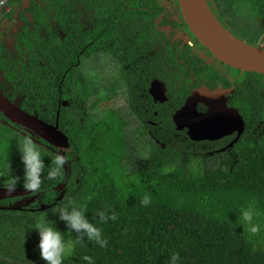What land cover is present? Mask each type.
Returning a JSON list of instances; mask_svg holds the SVG:
<instances>
[{"label":"trees","instance_id":"1","mask_svg":"<svg viewBox=\"0 0 264 264\" xmlns=\"http://www.w3.org/2000/svg\"><path fill=\"white\" fill-rule=\"evenodd\" d=\"M39 1L56 12L64 26L71 18L78 19L71 10L76 11L79 6L81 10L83 2ZM86 5L94 10L95 0H87ZM13 14L12 11L10 16ZM50 19L37 12L34 30L24 27L18 36L20 42L32 37L38 40L35 42L38 46L30 43L21 46L28 52L39 47L48 55L42 59L44 73L37 68L39 65H34V59L39 56L33 54L30 55L33 59L21 60L18 77L10 54L0 44L1 68L4 78L24 93L28 105L35 106L39 113L46 110L53 114L49 121L52 124L58 117L60 131H68L72 177L68 181L65 170L55 181L45 179L40 190L33 192V197L41 201L34 206L18 203L19 197L0 201V264H44L39 258L35 225L41 220L55 221L65 233V239L72 241L75 233L68 231L57 214L63 206L84 204L88 206V218L103 229L109 244L102 249L85 241L64 264H82L84 255L92 256L95 264H168L173 252L180 254V264H264V135L262 139L258 135V139L244 135L229 149L230 157L214 167L210 166L211 158L207 155L213 150L205 144L192 141L187 135H153L156 141L148 146L144 166L139 168L128 159L124 124L114 110L105 115L106 120L90 117L85 124L80 121L82 103L89 106L86 100L93 96L96 85L85 75L86 68L97 63L95 52L106 50L105 46L96 48L99 30L95 42L92 30L85 39L80 31L82 21H75L73 27L77 33L61 40L51 33ZM21 20L26 22L27 18ZM44 33L49 37L44 38ZM118 44L122 51L135 47L130 41ZM87 45L90 47L86 48ZM106 62L102 70L106 69ZM149 73L150 70L145 74L141 68L133 67L124 75L129 100H146L141 95L147 88L145 80ZM102 74L104 79L106 74ZM161 76L172 86L175 81L180 83L177 77L172 80L173 75L167 69ZM109 90L105 87L102 92ZM183 90L187 92L186 88ZM110 92L113 100L114 90ZM60 99L71 100L72 106L58 105ZM101 103L102 100H97L90 107L98 112ZM41 118H45L44 113ZM98 127L102 135H93ZM24 139L18 133L0 135V187L15 185L16 189H25L19 150ZM33 141L39 145L46 167L50 166V157L58 152L43 147L38 137ZM66 181V191L56 201L55 197H59L56 189ZM145 195L151 198L147 207L140 203ZM249 206H255L261 214L257 222L262 228L256 236H251L244 230L247 226L238 221L240 210ZM106 209L111 210L109 214L114 212L117 220L100 224L96 213Z\"/></svg>","mask_w":264,"mask_h":264},{"label":"flooded vegetation","instance_id":"2","mask_svg":"<svg viewBox=\"0 0 264 264\" xmlns=\"http://www.w3.org/2000/svg\"><path fill=\"white\" fill-rule=\"evenodd\" d=\"M32 1L8 0L7 5L0 11V17L7 11V22L15 14L17 21L20 22L18 30L12 34V45L0 41L1 46L10 54L14 72H18L17 76L19 77L21 60L33 59L30 55L34 54L35 57L39 56L34 59L36 62L34 65H39L37 68L44 73L45 69L41 68L42 59L48 55L43 54V50H40L39 47H34L32 52H28L27 48L21 46L25 43L38 46L35 44L38 40L35 37L22 42L18 40L24 27L30 28L31 31L34 30L37 12L41 11L46 18H51V33L55 37H60L61 40H64L69 34L77 33L73 27L75 21H82L80 31L84 34L85 39H87L86 34L89 30H92L95 42L99 30L97 37L99 44L96 45V48L105 46L106 50L95 52L94 59L108 60L105 61V71H107L104 76L105 80L110 77L112 72L117 79V84L110 89L114 90V94L117 91V98L120 102L115 105L114 111L124 124V135H127L125 141L129 147L128 159L135 163L138 160L139 168L144 166L145 151L148 150V146L156 141L153 135H198V131L195 129L198 114L216 117L215 121L204 123V127L210 130V135H227L219 140L199 142L213 150L207 154L208 156L222 150H226L227 155L229 149L239 143L244 135H248L249 138H257L256 135L259 139L263 138L264 76L232 68L215 58L211 51L191 32L183 17L179 0H95L94 10H90L86 5L87 0H82L81 10L80 6L76 11L71 10L78 19L71 18L67 23L65 22V26L60 24L63 21L57 19V13L54 10H48L47 7L50 6L40 3L39 0ZM208 4L217 20L231 34L250 45L264 49V0H208ZM12 11L14 14L10 16ZM54 14L56 18H54ZM21 17L27 18V21L21 20ZM45 37H49V35L44 33ZM120 41H130L131 46H135L134 50H119L121 49L118 46ZM89 47V45L86 46V48ZM80 48L82 49V47ZM48 52L49 50L46 53ZM80 54L82 56L83 52ZM1 57L0 54V95L14 108L38 117L45 123L58 126L60 131L58 117L55 119V124L49 122L53 119V114L46 110L41 113L34 110L35 106L26 103L24 93L4 78ZM132 61L134 62L130 63ZM95 63L94 61L93 64ZM99 63L102 62L99 61ZM120 64L125 66L121 67ZM80 65L82 64L80 63ZM133 67L141 68L145 74L148 73V70L151 71L145 80L147 88L141 95V97H145L143 98L146 99L145 101L129 100L128 89L125 86L127 79L124 78V75ZM166 69L173 75L172 80L175 81L177 77L181 85L175 81V86H172L168 80L162 78L161 75ZM101 76H103L102 73ZM155 81L163 84L159 86L162 94L158 98L151 92ZM65 87L67 88L68 85ZM105 87L103 84H96L93 96L86 100L89 106L85 107L84 102L82 103L79 115L80 121L84 124L90 117H101V119L103 117L106 120L105 115L112 114L110 111L96 112L90 107L97 100H101L100 95ZM184 88L187 89V92H184ZM99 90H101L100 93ZM199 91H201V96L197 97L195 109L192 110L194 103L190 101V98ZM57 104L72 106L71 100L60 99ZM134 105L136 106L134 107ZM186 105H188V109L191 107L189 110L187 109V112H191L189 114L191 128L188 125L182 126L175 121L176 114L185 109ZM42 113H44V119L41 118ZM140 113L143 117L139 116ZM113 119L116 120L117 116L115 115ZM171 126L173 128L169 129L168 127ZM191 129L196 132L191 133ZM0 131V135L11 132L12 134L18 133L24 138L38 137L32 129L16 122L1 109ZM63 134L68 140V146L63 150L38 138L46 149L63 153L66 156L68 163L65 173L69 181L72 177V160L69 158L68 152L72 145L69 142L68 131ZM92 134L102 135L100 127ZM160 145L163 146L162 143ZM229 154L232 153L229 152ZM68 181L62 182L56 189L59 192V197H55L56 201L62 199ZM33 194L32 192L27 197H19L18 203H30V206H34L36 202L41 203L40 199L33 197ZM31 199H34V202H30Z\"/></svg>","mask_w":264,"mask_h":264},{"label":"water","instance_id":"3","mask_svg":"<svg viewBox=\"0 0 264 264\" xmlns=\"http://www.w3.org/2000/svg\"><path fill=\"white\" fill-rule=\"evenodd\" d=\"M182 8L183 17L188 24L191 32L196 38L207 47L219 61L224 64L245 72L258 73L264 76V49L250 45L231 34L214 16L208 0H179ZM163 85L156 82L152 85L151 92L158 98L162 94L159 86ZM164 93V92H163ZM201 91L196 92L190 101L196 106L197 97L200 98ZM189 104V102H188ZM176 114L175 121L178 124L191 128L188 105ZM191 107H189L190 109ZM0 109L9 114L18 123L32 129L39 138L50 142L59 150L68 146L65 135L59 131L58 126L50 125L41 121L38 117L31 116L25 112L14 108L4 97L0 95ZM188 109V110H189ZM214 115H197L195 129L198 135H188L192 141H215L227 135H210V130L204 127V123L215 121ZM226 123V122H225ZM196 132L191 129V133ZM207 134V135H202ZM238 142V141H237ZM8 187H0V201L21 196H28L32 191L26 189H14L9 191Z\"/></svg>","mask_w":264,"mask_h":264},{"label":"clouds","instance_id":"4","mask_svg":"<svg viewBox=\"0 0 264 264\" xmlns=\"http://www.w3.org/2000/svg\"><path fill=\"white\" fill-rule=\"evenodd\" d=\"M19 150L24 164V188L26 190L38 191L45 179L55 181L63 176L68 163L63 153L52 155L50 157L51 165L46 167L39 145L31 137H25L19 145ZM46 168L48 170L44 175ZM14 189L15 185L9 191ZM140 203L142 206H149L151 204L150 196L145 195ZM110 211V209H106L97 212L98 223L107 224L110 220L116 221V214L114 212L109 214ZM87 212V204L63 206L59 209L57 214L59 221L64 223L68 231L75 233L76 238L72 241L65 239V233L59 230L55 221L41 220L35 225L34 230L39 237L37 243L39 258L44 264H64L65 259L73 253L74 249L78 245H84L85 241L98 245L102 249L108 247L109 241L105 238L103 229L88 218ZM260 215L255 206L240 210L238 221L247 226L244 230L251 236H256L261 232L262 225L257 222ZM180 259V254L173 252L169 257L168 264H180ZM81 260L82 264H95V260L89 255L82 256Z\"/></svg>","mask_w":264,"mask_h":264},{"label":"rangeland","instance_id":"5","mask_svg":"<svg viewBox=\"0 0 264 264\" xmlns=\"http://www.w3.org/2000/svg\"><path fill=\"white\" fill-rule=\"evenodd\" d=\"M26 2V0H25ZM13 6V5H12ZM7 11L4 13V15H1L0 19V41L2 42H7L10 43L11 45L13 44V39H12V34L18 30L17 28L20 26V22L17 21V15L15 14L11 19H8V22L6 20L7 18ZM7 23V24H6ZM6 24V26H5ZM99 59L95 60L97 64L93 65V67L87 66L86 68V73L85 75H89L90 79L93 81L94 84H103L105 85L108 89H112V87L117 84V79L114 76V73L112 72L110 77L108 79H103L101 76L102 72L107 73V71L102 70L100 67L102 66V63H99ZM99 93L101 90L98 91ZM97 92V93H98ZM96 95V94H95ZM112 92H102L101 93V106H99V111L102 113H105V111H112L115 108L116 104H120L119 99L117 98V94H114L115 99H111ZM147 154V153H146ZM211 158L210 166L214 167L218 164V162L225 161L230 157V155H226V150H222L220 152H215L209 156ZM138 162V160H137ZM136 162V163H137ZM140 162V161H139ZM146 162V161H145ZM28 199V198H26ZM27 201V200H25ZM34 202V199H31L30 202ZM22 203V202H20ZM28 203L27 205H29ZM25 205V206H27Z\"/></svg>","mask_w":264,"mask_h":264},{"label":"built area","instance_id":"6","mask_svg":"<svg viewBox=\"0 0 264 264\" xmlns=\"http://www.w3.org/2000/svg\"><path fill=\"white\" fill-rule=\"evenodd\" d=\"M7 3H8V0H0V11L5 5H7Z\"/></svg>","mask_w":264,"mask_h":264}]
</instances>
